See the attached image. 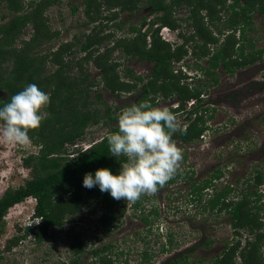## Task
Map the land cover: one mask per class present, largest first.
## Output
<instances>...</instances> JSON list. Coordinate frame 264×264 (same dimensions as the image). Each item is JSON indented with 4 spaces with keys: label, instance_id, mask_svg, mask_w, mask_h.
<instances>
[{
    "label": "trees",
    "instance_id": "16d2710c",
    "mask_svg": "<svg viewBox=\"0 0 264 264\" xmlns=\"http://www.w3.org/2000/svg\"><path fill=\"white\" fill-rule=\"evenodd\" d=\"M137 1L140 0H84L85 13L91 22H95L102 8L111 9L113 12L116 9L133 11L138 9ZM242 1L245 5H240ZM1 2L6 3L7 9L14 16L7 24L0 25V107L10 102L11 96L22 91L28 84L38 85L50 97V103L42 109L45 115L42 114L44 119L41 125L29 132L31 142L38 147L36 153L29 154L23 160L24 165L30 168L31 177L23 185L7 188L0 197V231L5 226V216L10 208L29 197L36 199L33 217L40 222L26 226L23 236L15 235L9 239L5 250L11 249L29 234L33 235L36 243L43 242L50 236L53 227H62L69 215H76L82 209L91 206L94 200H98L101 204L97 218L102 227L106 230L113 228L112 224L116 219L120 202L113 199L109 193L101 192L99 186L91 189L83 186L86 173L91 172L94 176L97 169L106 167L114 174H118L120 161L125 160L124 157H120L119 161L109 152L106 137L109 133L118 131V120L109 107L100 112L95 106L96 100L102 101V94H96V99L93 101L92 86L98 84L105 90L117 94L134 93L140 89L141 99L138 103L150 101L153 106L156 105L155 101L159 96L170 99L177 97L179 106L170 109L176 116L186 111L190 99L196 98L198 105L191 107L192 115L183 125L186 133L177 132L173 135L174 141L192 144L200 139L208 126L204 114L200 112L199 103L204 88L202 89V86L191 88L190 84L183 82L187 75L181 70L175 73L172 67V63L180 61L188 53L186 44L198 40L193 47L194 52L201 55L200 57L212 54L209 72L212 76L221 63L228 71H233L237 67H244L255 60H260L264 53V49L255 50L253 39L246 35V29L252 23V11L258 10L264 14V0H233V2L145 0V3L152 7L153 13H162L158 20L173 28L180 27L178 19L174 16L175 9L186 5L190 12L189 25L194 28V33L191 36L183 35L184 42L172 49L170 43L158 35L159 29L153 31L152 40L148 42L147 32L141 31V27L133 26L128 34L134 36L127 37L126 34L116 39L113 46L101 51L102 48L99 46L104 40L97 37V31L95 33L92 30L81 46L80 52L84 54L79 57L77 51H74V41L62 42L56 49L49 46V51L45 49V46L58 34L50 27L46 11L60 0H33L28 8L24 0H0ZM240 7V17L237 18ZM223 10L233 11L234 20L229 27L234 29L225 38L220 39L218 35L224 34V30L218 27L216 21ZM118 13H114L113 17L116 18ZM145 23L146 19L142 25L144 26ZM27 26H31L32 34L29 39H24L21 35ZM237 31L240 32V37L236 34ZM218 43L220 45L217 49L211 52L212 45ZM238 43L239 51H236L235 45ZM117 49L134 58L155 61L153 75L146 83H143V77L134 76V70L130 68L126 69L128 73L126 77H130V81L124 80L119 75L118 64L111 58L112 53ZM90 62L100 70L101 78L98 82L96 80L86 82L91 75L86 66ZM48 63L57 65V68L49 72ZM74 69L77 72L72 73ZM213 80V83H217L218 77L214 76ZM140 82H142L141 88H139ZM101 122L106 126L114 122L117 124L112 126L99 141L91 143L87 149L74 146L82 140L89 139L84 135L88 126ZM183 154L184 159L187 158V153ZM219 174L218 171L210 178L199 180L194 178V169H185L178 171L167 184L174 183L177 178L190 180L192 187L187 195L190 201L202 204V214L209 212L219 216L220 213L228 212L235 237L240 236L244 231L249 236H253L245 247H242L241 240L233 238L234 241L227 244L223 253L219 254L211 264H236L238 256L241 257L242 264H264L261 254V248L264 246V224L261 220L264 205L258 203L262 201L263 194L257 188L236 198L237 196H231L234 188L228 184L206 198L207 189L214 185L213 181L220 177ZM263 183L264 170L257 169L253 184L258 186ZM134 205V211H138L140 217L152 226L145 209L151 210L150 214L156 215L158 208L155 206L146 208L139 200ZM172 243V237L168 235L167 241L162 244L163 251L172 250L176 245ZM210 243L211 241H208V245ZM85 249L86 242L76 233L70 244L74 259L69 264L77 263ZM108 249L109 246H105L93 250L96 263L115 264L114 259L104 254ZM178 255L170 258L169 264L187 263L188 253ZM153 256L149 250L144 249L141 264H151Z\"/></svg>",
    "mask_w": 264,
    "mask_h": 264
},
{
    "label": "rangeland",
    "instance_id": "374dc122",
    "mask_svg": "<svg viewBox=\"0 0 264 264\" xmlns=\"http://www.w3.org/2000/svg\"><path fill=\"white\" fill-rule=\"evenodd\" d=\"M32 1L24 0L27 8ZM137 2L138 9L133 11L116 9L113 12L104 7L97 21L91 22L85 13L84 0H60L46 11L50 27L58 34L45 46V49L49 51L51 46L56 49L62 42L74 41V51H77L78 57L82 56L84 53L80 52L81 46L92 30L95 33L97 31V37L104 40L99 46L102 48L101 51L113 46L116 39L128 34L133 26H142L145 19L151 26L155 16H160L159 13L155 15L151 11V7L145 3V0ZM116 12L119 13L114 18L113 15ZM188 14L189 8L186 5L178 7L174 12L180 24L177 32L182 31L186 36L192 32L185 21ZM13 16L7 9L6 3L1 2L0 25L7 24ZM222 21L218 23L221 28L224 23V20ZM145 27L147 34L152 35L153 26ZM252 27L254 29L251 37L254 38L255 47H264V16L259 12L253 16ZM223 30L226 35L229 34L227 28ZM31 34L32 28L27 26L21 37L29 39ZM132 36L134 34L127 35V37ZM218 36L220 39L225 38V35ZM151 40L152 37H147L148 42ZM178 42H182V39H178ZM194 42L189 43L190 48ZM111 58L118 64L117 70L124 80H126L127 68L134 70V76L139 74L146 77L153 71V62L128 56L122 53L121 49L114 50ZM210 58L209 55L208 58H204L201 65L206 66ZM185 62L191 67H195L198 63L196 55L190 52L179 65L182 66ZM179 65L172 63V66L176 68ZM86 66L91 74L86 82L100 81V70L92 62L87 63ZM47 68L49 72H52L57 65L48 63ZM74 72L77 70L74 69L72 73ZM216 73L220 81L214 84L211 83V78L208 80L209 94L206 97L208 102L206 116L209 118L213 113V117L208 119L210 129L205 132L204 137L201 136L192 144L175 141L183 153H187V158L183 159L178 171L194 169V178L203 180L221 170L222 175L213 185V190H219L229 184L234 188L231 196H237L236 198L257 188L262 190L264 195V184L258 187L253 184L256 170H264V57L254 65L239 68L234 73H229L222 65H219ZM254 80L257 84L248 86L250 81ZM189 81V79L184 80V82ZM200 83L202 82L196 80L194 85L199 86ZM141 84L142 82L139 88ZM140 91L138 89L134 93L117 94L97 84L92 86L91 99L95 101V95L102 94V101L96 100L95 106L100 112L109 107L116 115L122 108L138 103L141 97ZM176 100V98L159 96L155 106L171 109L177 105ZM189 111L190 108H187L184 113H178L177 118L182 126L188 122ZM42 114L45 115V112L42 111ZM116 124L117 122H114L106 126L101 122L88 126L84 135H87L89 139L82 140L81 146L99 141ZM37 151L38 147H35L32 142L26 147L0 143V197L7 188L23 185L31 177L30 168L24 165L23 160ZM191 187L190 180L177 178L174 183L159 189L155 195L142 196L139 200L142 206L146 208L157 206L159 209L160 214L157 218H149L152 226L142 220L138 211H134V203L127 204L122 199L118 203L113 228L106 230L97 218L101 204L98 200H94L91 206L82 209L76 215H69L62 227H53L50 236L43 242L36 243L33 235L29 234L11 249L5 250L9 239L15 235L23 236L26 225L35 221L33 214L36 199L29 197L11 207L5 216V226L0 231V264H69L74 259L70 244L76 233L86 242V249L75 264H98L92 252L105 246H109V249L104 254L114 259L115 264H141L144 249L154 255L151 264H169L170 258L180 253H188L189 258L186 264H211L219 254L223 253L227 244L234 240H241L242 247H245L250 238L248 233L244 231L240 236L235 237L228 212L220 213L219 216L209 212L202 214V204L189 200L187 194ZM211 192L212 190L209 191ZM258 203L264 205V200ZM261 217L264 220V209ZM168 235L172 237V242L176 245L172 250L165 252L162 244L167 241ZM208 241H211L210 245ZM261 254L264 258V246L261 248ZM236 261V264L243 263L241 258H236Z\"/></svg>",
    "mask_w": 264,
    "mask_h": 264
},
{
    "label": "clouds",
    "instance_id": "9594fccd",
    "mask_svg": "<svg viewBox=\"0 0 264 264\" xmlns=\"http://www.w3.org/2000/svg\"><path fill=\"white\" fill-rule=\"evenodd\" d=\"M49 103L48 94L34 83L11 96L10 102L0 107V143L28 146L29 132L41 125L42 109ZM116 118L118 131L109 133L106 140L112 156L117 160L125 158L119 160V173L99 168L94 176L91 172L85 174L83 186H99L113 199L132 204L142 196L155 195L175 177L184 154L173 135L185 134L186 129L169 108L153 106L150 101L132 103L122 108ZM34 220L37 222V218Z\"/></svg>",
    "mask_w": 264,
    "mask_h": 264
},
{
    "label": "flooded vegetation",
    "instance_id": "af4514ba",
    "mask_svg": "<svg viewBox=\"0 0 264 264\" xmlns=\"http://www.w3.org/2000/svg\"><path fill=\"white\" fill-rule=\"evenodd\" d=\"M229 2H233V0H229ZM228 2V3H229ZM240 5H245V2L244 1H242V2H240ZM150 6V5H149ZM151 7V6H150ZM240 10H241V7L239 8V11H238V15H237V18H239L240 17V15H239V12H240ZM151 11H152V7H151ZM232 10H229L228 12H226L225 10H223L222 11V13H220V15H219V18H218V20L216 21L217 23H220V22H223L222 20H224V23H223V27L222 28H227V30L229 31L228 33L230 34L232 31H233V29H231L230 27H229V24L232 22V20H234V16H233V14H232ZM256 12H259L262 16H264V14H262V12L261 11H258V10H254V11H252V23L250 24V26H251V28H250V26L248 27V29H246V35L249 37V38H251V39H253V47H254V49L255 50H257V49H264V47H261V48H256L255 47V43H254V38H252L251 37V32H252V30L254 29L253 27H252V24H253V16H254V14L256 13ZM205 13V12H204ZM223 13H225V14H223ZM155 15L156 14H158V13H154ZM189 14H190V12H189ZM189 14H188V16H189ZM159 17H161L162 16V13L161 12H159ZM187 16V20H185L186 21V24L192 29V32H191V34L189 35V36H191L193 33H194V28L192 27V26H190L189 24L191 23V21L188 19L189 17ZM156 18H157V20H156ZM155 21H159V22H155ZM143 24V23H142ZM154 25H155V28H154ZM145 26H148V27H152L153 26V30H155V29H159V31H158V35L164 40V41H166V42H168V43H170V45L172 46V49H175L176 47H178L180 44H182L183 42H184V37H183V35H185V34H183L182 33V31H178L177 32V29H179V27L178 28H173V27H171L170 25H165V24H163L160 20H158V16H155V20L151 23V26H149V23H145L144 24V26L142 25V26H140L142 29H141V31H143V32H146V30H147V28L145 27ZM145 27V28H144ZM218 27H219V25H218ZM248 30L250 31L249 33H248ZM152 33V32H151ZM240 32L239 31H237V35H238V37H240V34H239ZM180 34H182V36L180 35ZM228 34V35H229ZM221 35H225V37L227 36L226 34H225V32H224V34H221ZM186 36V35H185ZM151 37V35H148V38H150ZM178 39H182V42H178ZM193 41H195L194 42V44H193V46L190 48L189 47V43L190 42H193ZM193 41H189L187 44H186V48H187V50H188V53L190 52V54H192V53H194L195 55H196V60H197V64L195 65V67H191L190 66V64H188V63H186L185 62V64H183L182 66H180L179 65V63L186 57V55L188 54H186L180 61H175V63L177 64L178 63V65H179V67L178 68H176V66H172L173 68H174V72L175 73H179L180 72V70L183 72V74H186L187 75V77L186 78H184L183 79V82H184V80H190L189 82H187L188 84H190V87L191 88H193V87H199V86H202V89H203V92L201 93V95H200V98L202 99L201 100V102H199L200 103V106H201V113H203L204 114V118L206 119V125L208 126V128L205 130V132L206 131H208L209 129H210V124L208 123V119L210 118H212L213 117V113L209 116V118L206 116V112H208V108H206L207 106V104H208V102H206L207 101V96H208V94H209V92H208V87H209V83H208V80L211 78V83H213V77L214 76H216V77H218V75H217V73H216V69L218 68H216L214 71H215V73L213 74V76L212 75H210V61L208 60L207 61V65L206 66H203V65H201V62L204 60V58H208V55L211 57L212 56V54L211 53H209V54H207V55H203L202 57H200L201 55H199V54H197V53H195L194 52V49H193V47L195 46V43L196 42H198V40L196 41V40H193ZM220 43V42H219ZM214 44V45H212V48L213 49H211V52H213L214 50H215V48L217 49V47L220 45V44ZM239 46H240V44L238 43L237 45H235V49H236V51H239ZM263 57H264V53L262 54V58L260 59V60H262L263 59ZM234 58H236V57H234ZM138 59V58H137ZM211 59V58H210ZM139 60H143V61H148V62H153V71H154V67H155V61H151V60H147V59H139ZM260 60H255L254 62H252V63H250V64H248V65H245L244 66V68L245 67H247V66H249V65H254L255 63H257L258 61H260ZM220 65H222L223 66V68L226 70V71H228L227 69H226V67L221 63ZM188 68H189V70H188ZM239 68H243V67H237V68H235L233 71H228L229 73H234L236 70H238ZM153 71L151 72V74H149V75H147L146 77L145 76H142V75H136V76H141V77H143V83H146L147 81H148V79L150 78V76L151 75H153ZM213 72V71H212ZM126 73H127V70H126ZM128 74V73H127ZM134 75H135V73H134ZM126 80H128V81H130V77H126ZM200 81V82H202V83H200V85L198 86V85H194V82L195 81ZM219 77H218V82L217 83H219ZM254 82V83H253ZM250 81V84L248 85V86H251L252 87V85H254V84H257V82H256V80H254V81ZM207 83V84H206ZM193 84V85H192ZM214 84H216V83H214ZM236 95H237V93H236ZM159 98V97H158ZM162 98H164V97H162ZM140 99H141V97H140ZM176 99H177V97H176ZM139 101V100H138ZM177 101V105L175 106V107H173V108H176V107H178L179 106V100H176ZM197 103H198V101H197ZM196 103V105H198ZM190 110H191V108H190ZM184 113V112H183ZM192 115V113H191V111H189V113H188V117H187V119L189 120L190 119V116ZM194 116H196V114H194ZM193 116V117H194ZM212 131H213V129H211ZM205 132L202 134V136L204 137V135H205ZM219 175L221 176L222 175V171L220 170L219 171ZM212 177V176H211ZM207 178H210V177H207ZM220 177H218V178H216L214 181H213V184H215L218 180L217 179H219ZM254 178H255V176H254ZM264 184V183H263ZM262 185V184H261ZM258 186H260V185H258ZM257 186V187H258ZM213 188V186H211L210 188H208L207 189V192H208V194H207V196H210V194L211 195H214L215 194V192L216 191H219V190H217V189H215V190H213L212 189ZM223 188V187H222ZM221 188V189H222ZM210 190H212V192L211 193H209V191ZM261 191V193H262V190H260ZM262 200H264V195L262 196ZM152 207V206H151ZM154 207V206H153ZM155 207H157V206H155ZM158 208V207H157ZM150 211L151 210H148V209H145V213L147 214V215H149V218H152V217H158L159 216V209H158V212H157V214L156 215H153V214H150ZM143 220V219H142ZM261 220H262V222L264 223V220H263V217H261ZM146 224H148L145 220H143ZM149 226H150V224H148ZM153 225V224H152ZM249 236V235H248ZM250 238H249V240L252 238L251 236H249ZM233 239V238H232ZM249 240H248V242H249ZM248 242H247V244H248ZM173 249V248H172ZM165 252H167V251H165ZM237 258H241L240 256H238Z\"/></svg>",
    "mask_w": 264,
    "mask_h": 264
},
{
    "label": "built area",
    "instance_id": "2783aa9c",
    "mask_svg": "<svg viewBox=\"0 0 264 264\" xmlns=\"http://www.w3.org/2000/svg\"><path fill=\"white\" fill-rule=\"evenodd\" d=\"M197 99L196 98H192V99H190L189 101H188V104H187V108H191V107H193L194 105H196V103H197ZM203 137V136H202ZM80 143H82L81 141L80 142H78V143H76L74 146L75 147H78V148H83V149H87L90 145H91V143L90 144H84L83 146H81V144ZM70 152H71V150H70Z\"/></svg>",
    "mask_w": 264,
    "mask_h": 264
}]
</instances>
